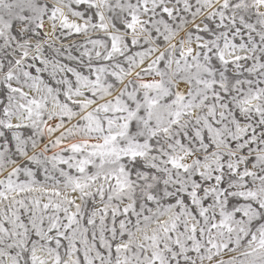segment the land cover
Masks as SVG:
<instances>
[{
    "label": "snow or ice",
    "instance_id": "obj_1",
    "mask_svg": "<svg viewBox=\"0 0 264 264\" xmlns=\"http://www.w3.org/2000/svg\"><path fill=\"white\" fill-rule=\"evenodd\" d=\"M0 264H264V0H0Z\"/></svg>",
    "mask_w": 264,
    "mask_h": 264
}]
</instances>
